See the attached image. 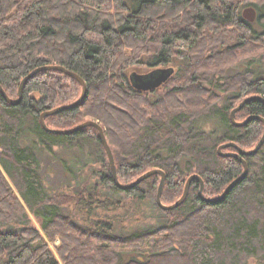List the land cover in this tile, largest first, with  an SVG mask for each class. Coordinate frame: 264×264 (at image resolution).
<instances>
[{"label":"trees","instance_id":"trees-1","mask_svg":"<svg viewBox=\"0 0 264 264\" xmlns=\"http://www.w3.org/2000/svg\"><path fill=\"white\" fill-rule=\"evenodd\" d=\"M246 5L257 10L252 23L241 16ZM234 40V47L258 52V56L244 54L239 63L254 65V69L226 80L221 89L223 85L213 76L224 74L230 65L208 68L215 64L213 50ZM210 41H216L215 45ZM263 47L264 3L251 0H0V85L4 92L17 98L21 80L38 67L59 65L76 73L86 83L84 99L74 108L45 116L46 126L68 129L86 120L96 121L112 151L119 182L126 185L147 170L160 169L166 175L161 193L164 204L181 196L191 174L203 180L205 197L220 195L241 174V162L218 155L216 149L229 141L251 149L263 133L259 120L236 126L229 119L230 111L245 97L264 96ZM143 58L153 67L148 74L173 58L182 61L179 70L185 73L179 75L185 76L189 88L175 85L163 96L150 99L133 87L131 74H124L125 68L142 63ZM216 88L223 92L221 96ZM80 93V84L57 70L36 72L24 83L15 105L7 103L0 92V264L262 262L264 143L256 153L245 156L247 176L217 203L198 197L197 180L191 182L186 199L171 210L155 202L160 175L125 190L119 188L126 199L152 201L158 218L149 229L127 234L119 231L118 223L96 221L92 227L84 226L63 213L61 208L68 204L86 210L93 203L102 210L123 206L119 199L101 200L100 189L87 186L75 193L47 195L41 187L35 148L21 139L22 124L30 119V134L46 151L51 152L53 146L77 149L84 158L88 154L83 141L92 142L104 155L99 185L118 188L94 127L62 134L46 131L40 124L43 111L72 103ZM217 102L222 103L218 114L223 133L210 139L193 123L209 115ZM249 115L264 117V104L250 100L234 118L242 121ZM53 153L52 158L59 161L57 152ZM45 238L51 243L59 240L55 245L59 259Z\"/></svg>","mask_w":264,"mask_h":264},{"label":"rangeland","instance_id":"rangeland-1","mask_svg":"<svg viewBox=\"0 0 264 264\" xmlns=\"http://www.w3.org/2000/svg\"><path fill=\"white\" fill-rule=\"evenodd\" d=\"M251 2L261 4L264 3V0H251ZM255 28H258V26H255ZM210 42L212 44L216 43V41ZM211 43L208 42L207 47H209ZM235 44L236 40L226 45L225 48L223 46L221 47V49L218 48L213 50L216 55V60L214 63L218 65H211L208 69L213 71L214 68L220 65L222 67V64L227 62L228 63L226 65H230L227 66L229 67V69H227L224 74H215L213 76L214 79L218 81V85H223L219 86L221 89H224L226 87V85L224 84L226 80H231L237 74H242L246 69H254V65L250 66L246 62L239 63L238 60L244 57V54L245 56H252L258 54V52L256 53L255 51L256 54H254L252 52L244 50L245 48L243 47H234ZM254 45L257 44L254 43ZM261 51H264V47L263 49H261ZM208 52L210 53V51ZM181 63L182 61L173 58L166 65L157 66L159 68L171 66L174 68V73L172 74L171 78H169L170 80L168 79L169 81L165 83L166 87H164L162 84L160 87L154 90L146 91V96L150 97V99H155L157 96L161 97L164 93L171 90L175 85H177V87H181V89H188L189 85L187 84V80H184L185 76H182V78L180 76L182 75V73H185L179 70V66L181 65ZM188 66L189 65H187V67ZM151 69H153V67H150L147 64V60L143 58L142 63L134 64L125 68L124 74L129 77L132 72L144 74L150 71ZM215 91L218 93V96H221L223 94V92L220 91V89L218 88H216ZM221 104V102H217L214 106V109H212L209 115L200 118L193 123V126L198 127V129L204 130L209 135L210 139L219 138L223 133L222 122L218 114V109L221 107ZM84 118L89 119V116H86ZM242 118L243 117H241L240 119ZM22 125L24 127H22L20 132V134L23 136H21V139L23 143L26 144L28 147L32 148L33 146L35 148L40 164V172L42 174L41 187L44 192L47 193V195H53L57 192H63L68 194L75 193L84 188V186H87L90 189H100V192L102 194L101 200L106 201L107 198L114 200L119 199L120 202L123 204L122 207L120 206V208L117 209H109L113 207L109 205L107 206V210L96 208L98 204L95 203L92 204L91 210H86L84 206L76 207L74 204H68L61 208V211L63 213L71 215L74 219H76L80 224L84 226L92 227L94 226V222L96 221H106L115 224L118 223L117 226L120 227L119 231L127 234L132 233V231L138 232L145 228L149 229L154 225L155 221L158 218V211H156L157 209L154 207L150 199H145L142 201H132L130 199L124 198V194L119 188L114 189L112 185L104 187L99 185L100 175L102 174V170L100 169L101 159L102 157L104 159V155L102 156L99 153V151L96 149L95 145L92 142L83 141L85 146L84 150L88 154V156L85 154L84 158H82L83 153H81V151L77 149L63 150L58 146H53L52 151L49 152L44 150L39 144V142H37V139H34L33 135L30 134L31 127L33 126L31 120L25 119ZM259 137L260 135L258 136V138ZM207 142L208 141H206V143ZM242 147L246 149L250 146ZM53 152H57V157L59 158V161L52 158V156H54ZM262 154L264 155V148L262 149ZM64 158L69 159L67 161L68 163L62 162ZM257 160L258 159L253 160V162L256 164ZM84 163L86 164L84 165ZM0 170L3 173L1 167ZM13 190L21 201V198L17 194L16 190L14 188ZM29 215L32 219L33 224L40 230L36 219L31 213H29ZM46 243L48 244L49 248L54 252L57 259H59L55 252V245L59 244V240L56 239L55 242L51 243L46 239ZM248 263L258 264L257 261H255L254 259H249ZM262 263L264 264V259H262V262L260 264Z\"/></svg>","mask_w":264,"mask_h":264},{"label":"water","instance_id":"water-1","mask_svg":"<svg viewBox=\"0 0 264 264\" xmlns=\"http://www.w3.org/2000/svg\"><path fill=\"white\" fill-rule=\"evenodd\" d=\"M241 16L245 20H247L248 22L252 23L257 18V10L253 6H250V5L245 6L241 10ZM40 70L61 71V72L65 73L66 75L75 79L81 86L80 96L75 101H73L72 103H69V104L59 105V106L54 107L52 109L43 111L40 114L39 120H40V124H41L42 128L46 131L53 132V133L70 134V133H74V132H77L79 130H82L86 127H94L98 131V138H99L101 145H102V147L106 153V156H107L110 168H111V177H112V181H113L114 185L116 187L122 189V190H125V189L131 188V187L137 185L138 183H140L141 181H143L144 179H146L152 175H155V174L160 175V180H159V184H158L156 195H155V202H156L157 206L163 210H171V209H174L177 206H179L186 199L190 184L193 180L199 181L200 186H199V190H198V197L202 201L208 202V203H217V202L222 201L226 197V195L232 190V188L247 176L248 164L245 160V156H250V155L256 153L264 143V130H263L261 137L259 138V140L255 144V146L251 149H243L233 141H229V142H225V143L220 144L216 149L218 155L223 156V157H233V158L239 160L243 166L241 174L238 177L234 178L231 182H229L227 184V186L223 189L221 194L216 196V197H205L203 194V188H204L203 180L201 179V177L199 175L191 174L185 181L184 189H183L181 196L171 204H164L161 202V193L163 190L166 175L160 169L147 170L144 173H142L141 175H139L133 182L126 184V185L121 184L119 182L117 175H116V171H115V164H114V158H113L112 151H111L109 144L107 143V140L105 138L103 128L96 121L86 120V121H83V122L77 124L74 127L68 128V129H55V128H49L46 126V124L44 122L45 116L53 115V114L58 113L60 111L74 108L84 99V97L86 95V83L76 73L69 71L66 68L59 66V65H46V66L38 67L35 70H33L32 72H30L28 75H26L21 80V82L19 84V88H18L17 98H10L4 92V90L2 89V87L0 85V92L3 96V98L5 99V101L11 105L17 104L21 99V91H22V87H23L24 83L29 78H31L36 72H38ZM172 73H173L172 67L156 69L153 72H151L149 74H145V75L139 74L137 72H132L130 75V80H131L132 85L135 89L146 92V91H151L153 89L160 87L164 82L167 81V79L172 75ZM250 100H257V101H260L264 104V96H260V95L248 96V97H245L244 99H242L229 113V119L233 125L243 126V125L247 124L250 120H259L264 125V117L260 116V115H249L245 119H243L242 121H236L235 120L234 114L238 110H240L245 103H247ZM228 148H232L235 151H224L225 149H228Z\"/></svg>","mask_w":264,"mask_h":264},{"label":"flooded vegetation","instance_id":"flooded-vegetation-1","mask_svg":"<svg viewBox=\"0 0 264 264\" xmlns=\"http://www.w3.org/2000/svg\"><path fill=\"white\" fill-rule=\"evenodd\" d=\"M163 68H169V67H163ZM157 69H160V68L158 67ZM145 74H148V73H144V75H145ZM130 81H131V80H130ZM131 84H132V82H131Z\"/></svg>","mask_w":264,"mask_h":264}]
</instances>
